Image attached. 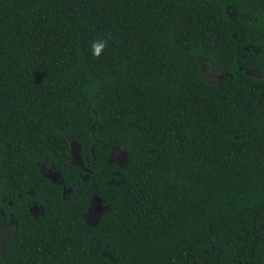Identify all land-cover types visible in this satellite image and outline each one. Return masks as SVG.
I'll return each mask as SVG.
<instances>
[{"label":"trees","instance_id":"obj_1","mask_svg":"<svg viewBox=\"0 0 264 264\" xmlns=\"http://www.w3.org/2000/svg\"><path fill=\"white\" fill-rule=\"evenodd\" d=\"M0 242V264H264V0H0Z\"/></svg>","mask_w":264,"mask_h":264},{"label":"flooded vegetation","instance_id":"obj_2","mask_svg":"<svg viewBox=\"0 0 264 264\" xmlns=\"http://www.w3.org/2000/svg\"><path fill=\"white\" fill-rule=\"evenodd\" d=\"M209 76H211V73H207ZM80 146L76 145L73 147L72 152H73V156L74 158L77 160L76 164H79L82 166L83 171L85 172H89L90 168H88L80 155ZM41 172L47 177L49 178V180L53 183L56 184L57 189L61 192L62 197H64L65 199H70V195L73 192V189L71 186H68L64 183V179L62 178V174L61 172L56 169L53 165H47V164H43L41 165ZM84 175V174H82ZM84 179L87 177L86 175L83 176ZM42 206L38 205L37 201H34L31 206L29 207L31 214L34 216V218L36 220H38L40 217L43 216L44 214V208ZM108 208V205H106L103 201V199H101L98 196H93L90 205L88 206L87 210L85 212L82 213V218L88 222L91 225H98L103 214L105 213L106 209ZM13 227L8 226L7 223L4 225V227L2 228V237H1V241L8 237L11 233H12ZM0 244H2L0 242ZM31 249H29L28 252H30ZM46 251V250H45ZM27 253V251H26ZM24 253V254H26ZM27 255V256H26ZM26 258H31L32 255L26 254ZM55 255V254H54ZM32 264V262H31Z\"/></svg>","mask_w":264,"mask_h":264},{"label":"clouds","instance_id":"obj_3","mask_svg":"<svg viewBox=\"0 0 264 264\" xmlns=\"http://www.w3.org/2000/svg\"><path fill=\"white\" fill-rule=\"evenodd\" d=\"M107 46L106 41H95L91 44L92 54L94 56H100L104 48Z\"/></svg>","mask_w":264,"mask_h":264},{"label":"water","instance_id":"obj_4","mask_svg":"<svg viewBox=\"0 0 264 264\" xmlns=\"http://www.w3.org/2000/svg\"><path fill=\"white\" fill-rule=\"evenodd\" d=\"M77 144L76 143H72V147L76 146Z\"/></svg>","mask_w":264,"mask_h":264}]
</instances>
